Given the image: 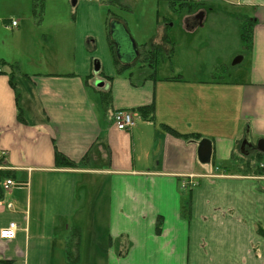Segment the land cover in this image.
Wrapping results in <instances>:
<instances>
[{
    "label": "crops",
    "instance_id": "0c3cea01",
    "mask_svg": "<svg viewBox=\"0 0 264 264\" xmlns=\"http://www.w3.org/2000/svg\"><path fill=\"white\" fill-rule=\"evenodd\" d=\"M0 1L14 15L1 18L0 59L19 68L0 72V228L17 225L0 264H264V0H225L253 16L233 78L158 76L156 61L154 74L139 66L115 81L93 61L104 29L121 24L108 8L106 25L95 0ZM148 104L153 120L135 110ZM117 109L132 112L131 129L113 125ZM188 133L211 140L209 162ZM56 151L76 166L56 167Z\"/></svg>",
    "mask_w": 264,
    "mask_h": 264
},
{
    "label": "rangeland",
    "instance_id": "374dc122",
    "mask_svg": "<svg viewBox=\"0 0 264 264\" xmlns=\"http://www.w3.org/2000/svg\"><path fill=\"white\" fill-rule=\"evenodd\" d=\"M95 1L101 16L106 14V25L110 19L107 8L121 22V27L104 29L105 42L100 40L98 51L93 58V61L96 59L99 62L100 70L111 76L113 81L119 75L129 73L136 79L141 64L136 49L140 50L144 45L165 43L164 36L170 40L173 51L170 50L163 58L160 53L159 69L156 72L158 76L181 75L189 80L197 77L205 80L213 77L228 79L233 78L236 72L246 65L247 55L243 56L240 62L231 63L233 58L244 50L241 24L246 20V16L250 19L253 17L251 10L245 6H234L225 0H202L200 5L206 10L203 23L193 30H187L186 26L180 23V15L172 10L171 0H121L120 7L117 4L105 3L104 0ZM50 4L55 3L47 2L46 8L50 6L51 9ZM69 9H66L68 16L63 18V25L65 27L68 22L70 29H76L72 10ZM12 11L9 3L0 1V29H7L1 18L14 17ZM50 20L51 15L45 19L47 22ZM93 31L98 32L99 29ZM2 38L7 42L10 39L9 31H0V39ZM101 81L104 85V81ZM106 84L108 85V82ZM215 164L230 167L233 163L217 160ZM259 168L264 171V163Z\"/></svg>",
    "mask_w": 264,
    "mask_h": 264
},
{
    "label": "trees",
    "instance_id": "16d2710c",
    "mask_svg": "<svg viewBox=\"0 0 264 264\" xmlns=\"http://www.w3.org/2000/svg\"><path fill=\"white\" fill-rule=\"evenodd\" d=\"M109 1H110V3L117 4L119 7L121 6V0H108V2ZM176 5L178 7H176ZM199 5H200L199 3H193L192 4L188 0H171V2H170V6H171L172 10L174 12L177 11L180 13H191ZM251 28H252V24L249 21L247 22V20L244 21V23H242L241 27H240L241 39L243 41V46H244L245 52L249 47L250 38H251ZM146 48L147 47L143 46L140 49V51H143ZM146 51H147L146 52L147 54L145 57L142 58L143 59L142 61L146 65L148 72L150 71L151 74H154L156 72L155 71L156 66L153 64L156 63V61L158 62V57H159L160 53H162V50L159 46H152L151 48H147ZM163 56H164V54L162 53L161 57L163 58ZM1 66H6L9 69L10 78H12L14 76L15 72L16 73L19 72L17 62L11 63V62H6V61H3L2 59H0V72L2 71ZM108 78H110V77H108ZM102 99L105 101L104 104H108L110 102L109 92H103L102 93ZM135 110H137V112H139L140 116L144 120H153L154 107L152 104L139 106ZM163 127L166 130H168L169 132H171L172 134L177 135V136H181L176 131L169 128L168 126L164 125ZM183 137H185L187 140H192V141H199L201 139V136L198 133L183 134ZM54 164L56 167H73V166H76V164L74 162H72L70 159H68L66 156H64L63 154H61L58 151L55 152ZM9 175H10V173L8 171L0 169V181L4 180ZM2 194H3V190L0 187V199L2 197Z\"/></svg>",
    "mask_w": 264,
    "mask_h": 264
},
{
    "label": "built area",
    "instance_id": "2783aa9c",
    "mask_svg": "<svg viewBox=\"0 0 264 264\" xmlns=\"http://www.w3.org/2000/svg\"><path fill=\"white\" fill-rule=\"evenodd\" d=\"M11 25H16V20L11 21ZM114 123L118 129H127L133 125L131 115L126 111H118L114 114ZM18 183L11 179H6L3 184L4 189H8L10 186L17 185ZM17 225L15 222H9L6 226L0 228V239L12 240L16 235Z\"/></svg>",
    "mask_w": 264,
    "mask_h": 264
},
{
    "label": "water",
    "instance_id": "95a60500",
    "mask_svg": "<svg viewBox=\"0 0 264 264\" xmlns=\"http://www.w3.org/2000/svg\"><path fill=\"white\" fill-rule=\"evenodd\" d=\"M201 20V19H200ZM199 23L201 24V22L199 21ZM243 59V54H237L233 60H232V64H236L238 62H240ZM94 70L95 72H97L99 70V62H94ZM99 83V82H97ZM244 144H250L251 145V139L249 136V132L246 129L243 139L241 141V145L243 146ZM256 147L258 149H260L262 152H264V139H259L257 141ZM211 148H212V144L211 141L207 138H203L199 141L198 143V148H197V154L199 156V159L201 162H209L210 161V156H211Z\"/></svg>",
    "mask_w": 264,
    "mask_h": 264
},
{
    "label": "flooded vegetation",
    "instance_id": "af4514ba",
    "mask_svg": "<svg viewBox=\"0 0 264 264\" xmlns=\"http://www.w3.org/2000/svg\"><path fill=\"white\" fill-rule=\"evenodd\" d=\"M203 15H205V8H204V6L200 5L199 8L193 13L191 12V13L180 14V23L193 29L194 27L198 26L200 18ZM246 20H247V22L249 21V19H247V18H246ZM152 46H154V45L152 44L151 46H149L147 48H151ZM146 49L143 51L137 52V57L139 59L143 60L142 58L146 56V54H147Z\"/></svg>",
    "mask_w": 264,
    "mask_h": 264
}]
</instances>
